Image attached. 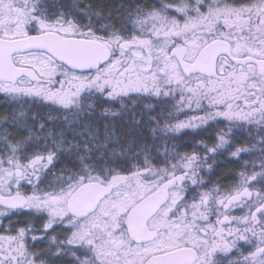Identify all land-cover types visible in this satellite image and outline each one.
Here are the masks:
<instances>
[{"label": "snow or ice", "instance_id": "snow-or-ice-1", "mask_svg": "<svg viewBox=\"0 0 264 264\" xmlns=\"http://www.w3.org/2000/svg\"><path fill=\"white\" fill-rule=\"evenodd\" d=\"M0 98V264H264V0H0Z\"/></svg>", "mask_w": 264, "mask_h": 264}, {"label": "flooded vegetation", "instance_id": "flooded-vegetation-1", "mask_svg": "<svg viewBox=\"0 0 264 264\" xmlns=\"http://www.w3.org/2000/svg\"><path fill=\"white\" fill-rule=\"evenodd\" d=\"M117 1L118 0H108V2L110 4H113L114 7L117 6ZM124 1H126V3L128 2V0H124ZM6 110L11 111V108L8 107L7 109H5L3 107L1 112H0V116H2ZM213 135H214V133H213ZM207 136H208V133H205V135H201V137H198V138H207ZM188 139H189V137L182 135L180 140H178L177 142L183 143L184 141H186ZM244 142L245 141L243 140V138H241V143H244ZM238 163H242V161L230 162L229 159L227 158V156L219 157L216 161V167H215L214 173L211 174V181L213 183H215L216 181H219L220 183H228L229 181L226 178L230 174H232L234 172V170H238V168H237ZM21 219H23V218H21Z\"/></svg>", "mask_w": 264, "mask_h": 264}, {"label": "trees", "instance_id": "trees-1", "mask_svg": "<svg viewBox=\"0 0 264 264\" xmlns=\"http://www.w3.org/2000/svg\"><path fill=\"white\" fill-rule=\"evenodd\" d=\"M94 2L95 3H101V4H106V5H108L109 7H113L114 8V6H113V4H110L109 2H108V0H94ZM126 3V1H124V0H118L117 1V6L116 7H118V6H120L121 4H125ZM7 106V107H6ZM5 108V109H7L8 108V105H6L5 104V102H4V100L2 99V98H0V112H1V110H2V108ZM183 117H181V119H182ZM109 123H111V121H108ZM104 123V121H101V124H103ZM202 135H205V133H202Z\"/></svg>", "mask_w": 264, "mask_h": 264}]
</instances>
